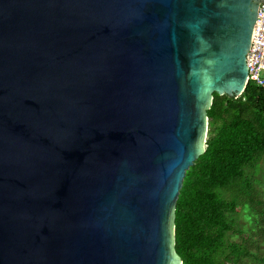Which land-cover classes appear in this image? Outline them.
<instances>
[{
  "label": "water",
  "instance_id": "1",
  "mask_svg": "<svg viewBox=\"0 0 264 264\" xmlns=\"http://www.w3.org/2000/svg\"><path fill=\"white\" fill-rule=\"evenodd\" d=\"M264 0H0V264H182L175 209Z\"/></svg>",
  "mask_w": 264,
  "mask_h": 264
},
{
  "label": "trees",
  "instance_id": "2",
  "mask_svg": "<svg viewBox=\"0 0 264 264\" xmlns=\"http://www.w3.org/2000/svg\"><path fill=\"white\" fill-rule=\"evenodd\" d=\"M207 116L206 149L175 209L174 250L182 264H240L264 249V190L253 181L264 159V86L250 81L239 97L214 93ZM239 213L248 224L236 228L231 215Z\"/></svg>",
  "mask_w": 264,
  "mask_h": 264
},
{
  "label": "built area",
  "instance_id": "3",
  "mask_svg": "<svg viewBox=\"0 0 264 264\" xmlns=\"http://www.w3.org/2000/svg\"><path fill=\"white\" fill-rule=\"evenodd\" d=\"M246 63L248 67L247 84L252 81L259 86H264V3H261L259 7Z\"/></svg>",
  "mask_w": 264,
  "mask_h": 264
},
{
  "label": "rangeland",
  "instance_id": "4",
  "mask_svg": "<svg viewBox=\"0 0 264 264\" xmlns=\"http://www.w3.org/2000/svg\"><path fill=\"white\" fill-rule=\"evenodd\" d=\"M209 130V128H208ZM208 135V134H207ZM254 184L256 185L257 189L264 190V159L257 165L256 170L254 171ZM242 213H239L238 216L231 215V221L236 228H239L243 225V223L247 226L248 222L241 216ZM256 239L259 240L260 236L257 234L255 235ZM258 237V238H257ZM240 237L236 238L235 240L238 241ZM264 248V245L262 246ZM256 257H248L242 259L240 264H264V249L256 250L255 251Z\"/></svg>",
  "mask_w": 264,
  "mask_h": 264
},
{
  "label": "clouds",
  "instance_id": "5",
  "mask_svg": "<svg viewBox=\"0 0 264 264\" xmlns=\"http://www.w3.org/2000/svg\"><path fill=\"white\" fill-rule=\"evenodd\" d=\"M248 85V84H247Z\"/></svg>",
  "mask_w": 264,
  "mask_h": 264
}]
</instances>
